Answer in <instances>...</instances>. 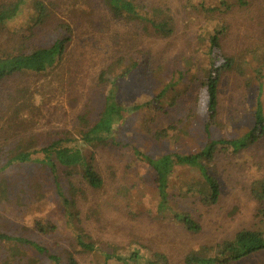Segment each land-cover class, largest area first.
Returning a JSON list of instances; mask_svg holds the SVG:
<instances>
[{"label": "rangeland", "instance_id": "rangeland-1", "mask_svg": "<svg viewBox=\"0 0 264 264\" xmlns=\"http://www.w3.org/2000/svg\"><path fill=\"white\" fill-rule=\"evenodd\" d=\"M35 1L22 0L18 13L0 26V57L49 45L62 24L70 28L71 40L51 73L15 76L0 84V144L7 136L31 135L43 143L57 131L74 134L79 116L94 119L110 90L115 97L109 101L123 110L122 119L108 142L91 151L102 188L92 190L79 176L71 178L79 223L74 214H63L48 171L27 165L11 177L17 188L0 199V233L45 247L60 264H66L71 254L78 264H185L188 256L219 257L221 247L240 231L264 234L253 192L264 181V138L239 155L219 158L213 165L204 162L221 188L219 201L212 206H205L201 191L194 190L200 185L196 169L172 165L163 178L166 200L157 210L158 172L142 160L148 157L155 164L167 154H197L206 149L207 129L216 140L248 133L257 101L264 115V0H250L247 9L236 7L227 13L200 9L202 3L209 9L222 0H135L144 17L157 9L171 11L176 25L168 40L156 38L148 24L114 19L100 0H39L47 18L35 27ZM16 2L0 0V8ZM223 24L219 49H209L210 34ZM213 56L217 65L232 63L221 73L217 115L208 123L202 79ZM103 72L104 83L99 79ZM180 73L183 79L177 90L157 99ZM113 80L116 86L108 90ZM182 87H187L185 93ZM167 128H172L167 137L157 142L155 135ZM61 187L72 197L67 181ZM182 213L200 223L198 235L188 234L173 221ZM73 227L90 236L97 253L77 246ZM106 255L111 256L107 261ZM6 257L0 245V264ZM12 263L54 264L31 247L20 262ZM235 264H264V253Z\"/></svg>", "mask_w": 264, "mask_h": 264}, {"label": "trees", "instance_id": "trees-1", "mask_svg": "<svg viewBox=\"0 0 264 264\" xmlns=\"http://www.w3.org/2000/svg\"><path fill=\"white\" fill-rule=\"evenodd\" d=\"M104 7L108 10L111 16L116 20H123L125 22H140L148 24L152 28L153 35L158 39H170L175 32V20L171 11L166 9L155 10L154 15L144 17L139 14L138 6L135 0H100ZM22 0L10 6H1L0 8V26L4 25L6 21L11 20L16 11L21 8ZM250 0H222L218 6L214 8L205 9L202 3L201 11L209 13H227L232 8L247 9ZM33 8L36 10V22L34 26L42 25L47 18L46 6L39 0L33 3ZM219 9V10H218ZM210 19V18H209ZM61 31L57 34L54 40L49 45L31 46L24 51H19L17 54L11 56L0 57V84L8 81L15 76L21 75H43L49 74L57 68L63 57L67 46L71 40V30L66 24H62ZM225 31L223 28L215 30L214 34L209 36V49H219V39L223 36ZM207 42L205 39H202ZM216 58L213 56L212 63L208 71L205 73V78L202 79V87L206 91V114L208 123L214 122L217 115L218 108V84L223 70H228L232 63L226 60V64L217 65ZM216 67V68H215ZM133 68L124 72L128 74ZM104 72L99 78L103 82ZM183 75L178 74V78L173 77L167 88H165L157 96V99L163 98L166 94L177 90ZM104 83V82H103ZM116 81L109 83L108 90L116 86ZM187 87H182L180 91L185 93ZM111 94L107 92L103 96L104 109L99 112L92 119V116L82 114L78 118V127L74 134L69 131L54 132L48 142H43L36 136H24L17 138V135L12 137H5L4 142L0 144V199H7V193L17 188V182L11 179L12 176H18L17 170L22 166L40 165L48 171L52 178L57 195L61 200V207L63 214L69 216L74 214L77 218L79 212L74 200V194L77 190L72 184L71 178L80 177L88 188L98 190L103 186V179L96 171L94 166V157L92 148L105 145L110 139V135L114 131L113 128L116 123L122 119L121 112L117 103H112L109 98L115 97L114 91L110 90ZM118 94V93H117ZM112 96V97H111ZM174 100V99H173ZM172 102V101H171ZM116 106V107H115ZM125 111V110H124ZM90 114V112H89ZM117 116L120 118H117ZM92 117V118H90ZM253 128L245 134H241L229 138L214 139L209 129L206 130L208 143L199 153L194 155H165L157 163H152L150 158L143 157V161L150 167H154L157 173V181L159 182V198L157 200V210H160L166 200V195L162 191L163 178L169 174L170 167L188 166L196 169L200 177V185L197 189L202 193L200 201L205 206L215 205L220 198V184L216 174L212 173L210 168H207L204 162H209L213 165L217 159L239 155L251 149L255 144H258L264 138V115L262 112V104L257 101L254 111ZM15 124V119L13 120ZM172 128H167L158 132L155 137L159 142L161 138H166L167 133ZM211 138V139H210ZM13 139V140H11ZM220 147V148H219ZM218 151L222 152L219 153ZM226 151H228L226 153ZM135 155L141 154L135 152ZM142 161V162H143ZM210 165V166H211ZM67 181L69 191L72 197H69V192L64 193V182ZM254 190V197L258 201L259 209L256 217L261 223H264V181L258 185ZM259 189V190H258ZM192 191V190H189ZM190 193V192H189ZM178 223L184 231L190 235H198L202 228L200 223L188 213L180 214L173 219ZM74 238L77 246L84 252L97 253V245L90 236L83 231L82 228L73 227ZM0 245L5 249L7 254L5 264H13L12 261L20 262L24 255L26 248L31 247L45 257L49 262L60 264V260L48 253L45 247L40 246L35 242H31L22 237L10 236L0 233ZM212 248V247H211ZM222 248V253L217 258L204 259L202 257L188 256L185 259V264H235L244 257L254 255L257 253H264V234L259 231L244 230L238 232L230 243H225ZM209 249V248H207ZM224 254V255H223ZM111 256H105V261ZM220 258V259H218ZM66 264H78L75 255L71 254ZM149 264H168L164 262H150Z\"/></svg>", "mask_w": 264, "mask_h": 264}]
</instances>
